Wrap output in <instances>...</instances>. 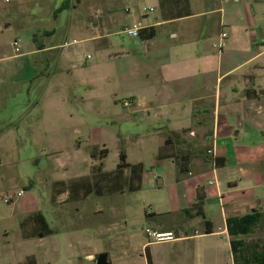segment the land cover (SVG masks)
<instances>
[{
	"label": "crops",
	"instance_id": "crops-1",
	"mask_svg": "<svg viewBox=\"0 0 264 264\" xmlns=\"http://www.w3.org/2000/svg\"><path fill=\"white\" fill-rule=\"evenodd\" d=\"M129 3L133 5L134 0ZM153 3L154 11L150 13L140 14L139 8H131L126 16L108 18L104 24L91 22L87 29L93 34L67 47L63 44L68 38L48 42L54 30L46 32L35 27H22V36L8 42L0 37V108L10 95L20 93L25 98L38 81V91L43 89L45 101L48 95L55 100L62 91L74 93L76 86L83 85L85 92L80 99L88 104L87 110L93 106L99 110L104 105L117 110L113 103L119 102L125 111L149 114L157 122L153 130L161 163L156 170L144 168L142 188L148 178L167 186L168 191L166 202L165 197L149 202L146 232L173 233L175 239L169 242H191L197 256L202 254L205 240H210L209 255L214 253L216 257L221 249L228 248L229 263L233 261L231 239L236 237L229 235L227 220L254 211L264 215V1L190 0L192 15L173 21H163L158 0ZM2 11L4 30L9 31L14 24L9 20L10 10L0 6V17ZM116 20L124 21L121 30L110 28ZM137 21L155 27V37L147 41L130 37L129 44L121 43L116 36L125 34L124 29ZM216 25L221 28L216 40L227 33L221 54H215L205 38ZM102 29L104 32H96ZM16 39L21 40L19 53L13 46ZM44 71L48 73L44 75ZM53 75L58 79L49 84ZM248 87L257 93L246 97ZM54 110H45L41 120L56 133L64 124L87 120L90 114L75 116L69 105L64 111ZM12 125L5 122L0 140L2 134H12ZM94 144L102 146L97 147L99 150L106 149L104 141L96 140ZM91 160L94 165L96 161ZM56 183L52 184L50 206L62 217L59 208L77 201L69 200L68 192L55 194ZM23 195L5 211L0 207V264H37L33 240L44 246L46 254L49 238L56 236L53 229L45 237L25 236L33 229L32 224L23 226L30 215L39 212L47 218L39 206L18 212V207L22 209L24 203H29ZM199 196L203 198V215L187 213ZM208 229L212 232L207 233ZM64 238L68 242L63 241L65 256L61 251L58 256L66 264H95L103 253L108 255L109 264H132L128 258L134 255L122 244H116L112 254L100 240L88 241L87 249H82L73 231L68 230ZM51 240L60 250L61 242ZM151 240L143 245L147 264L149 247L168 242ZM108 248L112 249L113 244ZM226 260L218 257L214 263Z\"/></svg>",
	"mask_w": 264,
	"mask_h": 264
},
{
	"label": "rangeland",
	"instance_id": "rangeland-1",
	"mask_svg": "<svg viewBox=\"0 0 264 264\" xmlns=\"http://www.w3.org/2000/svg\"><path fill=\"white\" fill-rule=\"evenodd\" d=\"M64 2L65 0H0V6L10 10L9 20L14 23L11 30L5 31V14L2 11L0 25L4 33H0V37L6 42L16 36L21 37L20 29L28 26L44 29L46 32L54 30L53 36L48 37V42H61L64 38H68L66 42L74 39L78 41L83 36L93 34L92 29H87L91 22L104 24L108 18L115 20L117 15L126 16V10L131 8H139L140 14L144 13V7L154 8L153 0H134L133 5L129 0H70L69 9L63 8ZM124 25V21L116 20L110 28L121 30ZM219 30L221 28L216 25L205 37L215 54L222 52L212 47ZM116 38L124 44L132 41L127 34H120ZM51 69L53 70V66L48 71L51 72ZM55 79L58 78L53 75L49 84ZM38 83L37 81L31 85L25 98L20 93L17 96L10 95L0 108V133L5 122L14 123L10 132L12 134L1 135L0 207L5 211L17 201L14 199L8 205L4 202L6 194H17L23 190L22 197L28 199L29 203H24L22 209L18 207V212L39 206L45 213L56 236L49 238L46 254L44 246H40L38 240H33L37 264H66L58 254L61 251L62 257L65 256L66 245L63 241L67 242L64 237L68 230L75 233V240L82 245V249H87L88 241L100 240L103 248L114 254L117 250L115 245L122 244L127 252L134 255L128 258V262L147 264L143 245L150 239L154 240L147 236L146 229L149 225L146 223L145 210H149V202L154 198L165 197V202L167 201V186H161L155 179L146 178L143 188L133 194L106 198L90 196L75 203H65L59 208L63 211L62 217L52 209L50 199L53 183L69 182L90 175L93 166L90 158L92 149L102 148L94 144L96 140L106 143L108 154L102 161L104 171L116 169L121 152L126 154L129 164H142L146 170H156L157 164L161 163L157 157L156 133L153 130L157 122L145 112L125 111L119 102L113 103V106L118 107L117 110L106 105L99 110L96 106L87 110L88 104L85 105L80 99L85 92L83 85L76 86L74 93L62 91L55 100L48 95V100L45 101L43 89L38 91ZM67 104L72 106L75 116L77 113L83 118L90 113L88 119L64 124L60 133L46 127L44 120H41L44 111H64ZM4 118L9 119L3 121ZM242 238L248 247H252L254 243L264 245V223H260L252 234ZM51 239L61 242L60 250L55 248ZM205 241L204 250L198 256L193 252L192 243L188 241L151 245L149 253L154 264H215L214 260L218 257L226 260L230 253L228 248L221 249L216 257L214 253L210 256L212 243L210 240ZM110 243L113 244L112 249L108 248ZM91 251L92 249L88 250ZM223 264L234 263H228L227 259Z\"/></svg>",
	"mask_w": 264,
	"mask_h": 264
},
{
	"label": "trees",
	"instance_id": "trees-1",
	"mask_svg": "<svg viewBox=\"0 0 264 264\" xmlns=\"http://www.w3.org/2000/svg\"><path fill=\"white\" fill-rule=\"evenodd\" d=\"M264 1V0H262ZM160 17L163 21H173L192 15L190 0H158ZM63 8H70V0H65ZM156 35L155 27L144 29L139 38L143 41L153 39ZM257 91L251 87L246 88L245 96L252 97ZM107 149H97L94 147L91 152V158L96 163L92 166L89 176L80 177L71 180L68 183L58 182L55 184L54 193H69V200L79 201L89 196L103 197L107 195L136 192L141 190L144 166L142 164H129L124 152L119 154V163L114 171L107 172L103 170L102 161L107 156ZM195 211V215H203V198L199 199L192 209L187 213ZM260 223H264V215L259 211H254L247 215L237 218H229L227 220V231L230 236L236 237L231 239V252L233 263L240 264H264V245L254 243L252 247H248L243 238L237 239L239 236H247L254 232ZM32 224L33 229L25 232L26 237H45L53 233L52 228L46 221L45 217L37 212L30 215L24 222ZM212 232L208 229L207 233ZM148 264H153L150 253L147 250Z\"/></svg>",
	"mask_w": 264,
	"mask_h": 264
},
{
	"label": "built area",
	"instance_id": "built-area-1",
	"mask_svg": "<svg viewBox=\"0 0 264 264\" xmlns=\"http://www.w3.org/2000/svg\"><path fill=\"white\" fill-rule=\"evenodd\" d=\"M142 11L144 13H150V12H153L154 9L153 8L144 7L142 9ZM146 28H148V27L143 25L141 21H137V22H134V23L130 24L129 26H127L124 29V33L127 34L129 37L139 38L140 33ZM226 38H227V33L226 32L221 33L220 39L213 44V47L218 49V50H221L223 48V46H224V41H225ZM77 43H79L77 40H73L71 42H65L63 44V46L67 47V46H70L72 44H77ZM13 46L15 47V51L17 53H19L20 52V47H21V40L20 39L14 40L13 41ZM88 58H90V56H88ZM124 105L128 106L129 102L125 101ZM23 193H24V191L22 190V191L18 192L17 194H6L4 196V201L6 203H11L13 201V199H15L16 197H20ZM147 234H148L149 237L153 238L157 242L170 241V240L175 239L173 233H162L161 234V233H157V232H154V231H151L150 229H148L147 230Z\"/></svg>",
	"mask_w": 264,
	"mask_h": 264
},
{
	"label": "water",
	"instance_id": "water-1",
	"mask_svg": "<svg viewBox=\"0 0 264 264\" xmlns=\"http://www.w3.org/2000/svg\"><path fill=\"white\" fill-rule=\"evenodd\" d=\"M96 264H109L108 255L106 253L100 254L96 259Z\"/></svg>",
	"mask_w": 264,
	"mask_h": 264
}]
</instances>
